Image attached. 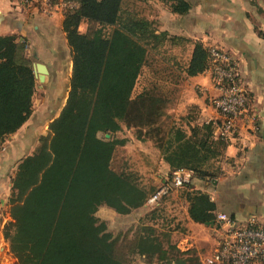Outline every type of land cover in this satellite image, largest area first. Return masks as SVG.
<instances>
[{"label":"trees","instance_id":"1","mask_svg":"<svg viewBox=\"0 0 264 264\" xmlns=\"http://www.w3.org/2000/svg\"><path fill=\"white\" fill-rule=\"evenodd\" d=\"M76 1L64 10L62 20L72 63L65 101L11 177L12 221L2 227L9 251L18 264H132L129 252L144 262L199 264L197 256H184L192 250H180L166 228L140 223L131 237L118 243L95 214L101 204L127 213L157 188L138 181L131 170H116L111 160L125 141L113 134L122 122L140 129V136L163 114L159 91L144 86L134 94L148 48L162 38L148 18L123 17L122 0ZM169 1L177 12L190 6L186 0ZM84 19L97 26L81 31ZM104 25H113L108 34L102 31ZM207 65V47L196 41L186 70L195 74ZM34 82L24 43L14 34H0V143L30 115ZM214 127L208 120L186 132L171 124L165 137L156 138L163 159L173 171L190 169L199 177H214L212 163L226 143L214 136ZM186 196L192 219L214 218L215 203L207 192L193 189Z\"/></svg>","mask_w":264,"mask_h":264},{"label":"crops","instance_id":"2","mask_svg":"<svg viewBox=\"0 0 264 264\" xmlns=\"http://www.w3.org/2000/svg\"><path fill=\"white\" fill-rule=\"evenodd\" d=\"M186 1L190 6L184 12L173 11L169 0L139 1L142 3L140 9L144 8L142 15L154 20V31L162 38L153 49L160 61L155 76L163 88L169 87L166 97L170 98V104L166 106V113L172 119L186 120V127L178 120H172L171 124L189 132V126L194 123L215 122L219 118L210 99L217 90L209 71L204 69L188 74L186 70L196 41L205 47L218 45L237 60L248 109L237 119L235 136L225 143L222 153L212 163L217 168L216 175L209 178L190 173L182 186L158 202L160 215L155 218V225L168 228L171 239L178 247L191 249L199 264H227L207 261L222 235V224L216 213H228L239 225L251 221L264 224V0ZM64 10L63 6L57 5L51 13H43L18 6L14 0H0V34H14L17 41L24 43V53L32 58V66L41 62L46 67L42 79L45 82L37 76L34 82V93L38 84L43 83L46 96L35 106L33 93L30 115L0 143V190H5L3 175L8 171L13 173L18 161L33 152L39 136L47 132L49 121L58 114L65 101L59 105L57 100L65 83L61 85L65 75L64 62L69 74L72 64L62 28ZM190 108L193 109L191 114L185 115ZM53 109L57 111L52 114ZM121 125L128 131L123 136V145L131 150V145L135 147L134 144L139 143V148L133 150V154L130 151L126 157L130 161L133 160L131 155L142 157L149 174L147 182L158 183V186L169 182L173 170L152 138L144 133L137 136L133 126ZM193 189L209 194L215 203L214 218L207 221L191 218L186 194ZM3 195L5 193L0 191V197ZM148 206L144 201L121 214L123 218L131 219Z\"/></svg>","mask_w":264,"mask_h":264},{"label":"built area","instance_id":"3","mask_svg":"<svg viewBox=\"0 0 264 264\" xmlns=\"http://www.w3.org/2000/svg\"><path fill=\"white\" fill-rule=\"evenodd\" d=\"M16 5L51 13L57 5L65 9L77 5L76 0H14ZM208 65L212 82L217 90L211 96V103L219 113L215 121L214 136L228 141L236 134V122L248 109L247 94L239 79L237 60L224 48L208 45ZM192 170H174L169 182L162 183L146 198L150 205H156L173 188L182 186ZM216 218L221 221L222 235L208 262L227 264H264V224L251 221L239 225L228 213L219 211Z\"/></svg>","mask_w":264,"mask_h":264},{"label":"rangeland","instance_id":"4","mask_svg":"<svg viewBox=\"0 0 264 264\" xmlns=\"http://www.w3.org/2000/svg\"><path fill=\"white\" fill-rule=\"evenodd\" d=\"M139 1L140 0H122L121 5H120L121 15L123 17L128 16V14L138 16V17L140 16L145 17V15H142V11H144L143 10L144 8L140 9V6H142L141 5L142 3H140ZM153 7L154 6L152 5L151 8ZM148 20L151 22V26L153 27L154 20L153 19H148ZM95 26H97L96 23L90 22L84 19L80 22L79 29L81 31H87L91 27H95ZM112 27L113 25H104L102 27L103 33L108 34L112 30ZM66 64L67 63L64 62L63 72L65 73V75L62 76L61 78L62 79L61 85L64 81L65 83L62 85L57 95V100L59 102V105L65 100L67 89H68V81H69L70 74L67 70ZM159 64H160V61L158 57L155 55L154 49L148 48L145 63L142 67L140 74L138 75V78L136 80L135 87H134V94L144 89V86H145L149 88L150 90H152L153 92L159 91V93L163 97V100H164L162 104L164 106L163 107L164 109H162L163 114H161L160 116L152 120L154 122L150 123L149 125H146L142 130V132L145 135H148L152 138L156 147H158L156 138H158V136H162V137L166 136L167 130L169 126L171 125L172 120L173 121L178 120L179 123H181L184 127H186V125L184 124V122L186 121L185 118L183 120L182 118L172 119L170 114L166 113V110H165L166 106L170 104V100H168L170 98L166 97L168 96L166 95V92L168 91L169 87L164 86L163 88V86L159 85L158 83L159 81L155 76V70L159 67ZM41 81L43 83L45 82V80H41ZM43 83L38 84L35 90V93L33 96V100H34L33 102L35 106L38 103H41L42 98L44 99V97L46 96L43 91L44 89ZM56 111L57 110L53 109L50 112L53 114ZM187 111L185 115L191 114L193 109L190 108V109H187ZM122 124L126 125L124 122H122ZM132 130L134 131L135 134H137L138 132L137 130H140V129L134 127ZM99 134L102 136L103 135L106 136V134L102 132H99ZM113 134L114 136L121 138L124 135L128 134V131L125 128L121 127L119 130H116ZM134 146L135 147L131 145V150H129L128 146H124L123 144H118L114 150V154L111 160V165L113 168H115L118 171L122 169L131 170L137 176L138 181H141V182L143 181L146 184H148L149 174H148V171L146 170V167L144 166L142 162V157L139 156V154L138 155L134 154V156L131 155L133 160L130 161V163L126 157V154L129 155L130 151H132V154H133V150H136L137 148H139V143H137V145L134 144ZM129 166L131 167V169ZM12 175L13 173L9 171L3 175L4 180H5V190L4 189L0 190L2 191V193H5V195L0 197V232L1 233H2L3 225L5 223L12 221V217L9 213V204H8V196L10 193ZM153 185L155 186L154 188H156L158 186V183H155ZM2 186L4 188V184ZM171 191L166 196H168L171 193ZM158 210H159L158 204L150 205L147 208H145L143 212L136 214L131 219H128V218L125 219L123 218V215L120 212H117L113 207H110L106 204H101L98 206L95 214L100 220H103L105 222L107 230L111 232L114 239L117 240L118 243H121V242L124 243L127 238L131 237L135 233V230L139 226L140 223H150V224H153L154 226H158V225H155L156 224L155 218L158 217V215H160V211ZM1 236H0V249L2 250V252H0V264H18L16 261V258L12 256V254L9 251L8 241L4 239L3 235ZM180 250H186V249L180 248ZM185 255L196 256L193 252L192 254L185 253L184 256ZM128 257L132 264H145L144 261L142 260V257L139 254L129 252Z\"/></svg>","mask_w":264,"mask_h":264},{"label":"water","instance_id":"5","mask_svg":"<svg viewBox=\"0 0 264 264\" xmlns=\"http://www.w3.org/2000/svg\"><path fill=\"white\" fill-rule=\"evenodd\" d=\"M33 71H34V75L42 80L44 77V72L46 71V67L41 62H35L33 63ZM105 134L106 136H109L108 132H106Z\"/></svg>","mask_w":264,"mask_h":264}]
</instances>
